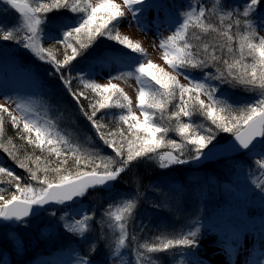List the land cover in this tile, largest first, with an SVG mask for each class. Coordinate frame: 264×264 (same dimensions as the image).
Here are the masks:
<instances>
[{
    "label": "snow or ice",
    "instance_id": "1",
    "mask_svg": "<svg viewBox=\"0 0 264 264\" xmlns=\"http://www.w3.org/2000/svg\"><path fill=\"white\" fill-rule=\"evenodd\" d=\"M0 4L19 14L13 25L0 23V42L15 43L50 65L48 75L58 77L98 139L112 153L92 146L91 136L87 137L89 144H83L61 132L51 119H38L27 104L6 99L5 103L14 104L18 115L0 104V149L28 176L22 178L0 166V228L27 226L30 219L45 213L55 217L61 209L59 220L67 233L85 240L96 232L105 241L107 264H160L159 253L168 254L170 261L177 258L176 264H191L186 260L187 250L199 246V218H190L179 228L143 240L135 231L129 232L130 222L135 228L134 214L139 198L144 196L138 182L133 195L113 198L98 217L80 208L76 201L96 188L111 194L115 182L141 159L156 163L161 170L198 162L217 149L214 141L218 132L233 137L226 151L254 157L259 175L251 183L264 201V35L259 34L264 30L262 0H241L234 6L226 0H212L210 6L207 0H196L182 6L169 23V35L162 37L157 29L162 59L171 72L153 63L139 43L119 31L126 9L131 13L129 26L135 23L146 35L149 29L141 16L152 0H123V6L116 0H0ZM62 11L70 15L49 19L50 13ZM49 23L54 26L52 30L47 29ZM99 38L136 54L101 53L89 57L105 66H117L116 74H110L104 85L90 73L83 74L84 70L74 75L71 67ZM46 40L50 41L47 47ZM192 71L203 75L197 77ZM180 76L188 83H180ZM74 79L78 82L75 89ZM128 79L138 85L136 107L142 120L133 112L132 100L124 89L112 82ZM224 85L240 86L253 93L254 99L231 101L223 95ZM81 98L88 101L87 107L81 104ZM111 109L123 111L115 116L100 114L101 110ZM194 114L210 123L193 122ZM106 118L120 123L112 129L105 123ZM8 123L17 130L19 139L32 147L31 153L25 152L22 158L18 155L13 138L6 136ZM170 132L180 140L169 137ZM22 179L31 182L21 183ZM150 187L165 197L160 202L152 201L151 206L170 208L169 193L157 185ZM261 238V254L250 264H264V225ZM15 243L22 247V240L15 238ZM96 248V241L90 240L89 253H95ZM74 264H91V260L76 254Z\"/></svg>",
    "mask_w": 264,
    "mask_h": 264
},
{
    "label": "trees",
    "instance_id": "2",
    "mask_svg": "<svg viewBox=\"0 0 264 264\" xmlns=\"http://www.w3.org/2000/svg\"><path fill=\"white\" fill-rule=\"evenodd\" d=\"M211 3L212 0H207L209 6ZM226 3L232 6L235 5L233 0H226ZM55 15L60 16L62 13ZM216 22L219 23L218 20ZM0 23H5V26L14 24L9 21H2ZM241 31H243V28H241ZM47 45H49L48 42H45L46 47ZM57 47L60 48L59 45ZM19 51L20 47L15 43L0 42V55L12 54L13 56L14 54H18ZM206 71H212V69H207ZM192 74L197 77L203 75L199 71H192ZM73 88L77 87L73 86ZM222 92L223 95L235 102H245L254 99V95L243 90L240 86L232 88L229 85H224ZM39 98L41 99V106L45 108L46 115L54 121L61 132L71 135L74 139L86 145L89 144L87 137L91 136L92 146L102 148L106 154H112L111 149L104 146L102 141L98 139L90 123L80 113L75 100H73L64 87L54 86L44 88ZM80 102L87 107V100L81 98ZM75 112H78V118ZM105 112H109V110H101L100 114ZM119 112L121 111L113 110V112L109 113L115 116ZM191 119L195 123H209L199 114H194ZM105 123L110 128L115 129L120 122L115 118H106ZM124 127L126 128V125ZM16 132L17 130L10 123L6 125V136L13 138V142L18 149V155L22 158L25 152H32V147L27 145L26 140H20ZM230 136L231 134L229 133L224 134L221 138L220 135H217L219 139L216 143L224 142ZM175 137L176 135L174 134V139ZM176 138V140L180 139ZM36 151L39 154L38 150ZM13 166L16 168V175L22 178L28 176V173L15 162ZM238 172L242 173L250 181L259 175V171L254 164V159L246 154L206 163L201 166H194L192 163H188L166 170H161L152 161L141 159L135 162L130 170L122 174L119 180L115 182V191L111 194L106 193L102 188H96L90 190L89 194L83 200H80L79 204L89 212H94L98 217L113 198L118 199L133 195L136 191V183L138 182L140 191L144 193V196L138 200V207L134 214L135 228H133L130 222L129 232L135 231L140 240H143L144 238L155 236L160 232L179 228L190 218H199L200 224L219 217L223 218L224 213L227 210L230 211V207L228 206L229 199L222 185L224 183L234 184L238 180H242ZM25 182L31 181L21 180V183ZM167 182L170 183V187L168 188L165 187ZM151 185L160 186L169 193L167 203L170 205V208L157 209L151 206L152 201L160 202L165 199L162 193L158 194L153 191L150 187ZM3 186L7 187L6 185ZM234 187H236L235 191L240 195L246 192L243 188H239V186ZM11 190L14 191V187ZM258 194L259 191L254 187L251 195ZM177 209H179L178 216L176 214ZM61 214L62 210L57 209L55 217L45 213L39 217L30 219L27 226L12 224L10 227L0 228V260L2 262L8 260L10 264H33L38 259L69 249L74 255L87 256L91 260V264H105L109 251L105 241L100 240L96 232L90 233L85 240H80L67 233L62 226L63 222L59 220ZM141 222L144 225L143 229L140 228ZM15 238L22 240V247L16 246ZM90 240L97 243L96 251L92 254L88 251ZM157 256H161L162 258L161 261L158 257L160 264L170 263L168 254L159 253Z\"/></svg>",
    "mask_w": 264,
    "mask_h": 264
},
{
    "label": "rangeland",
    "instance_id": "3",
    "mask_svg": "<svg viewBox=\"0 0 264 264\" xmlns=\"http://www.w3.org/2000/svg\"><path fill=\"white\" fill-rule=\"evenodd\" d=\"M233 1L235 5L241 2V0ZM93 2L95 3L96 0H93ZM116 2L123 6V0H116ZM189 2L195 3L196 0H152V5L141 16V21L144 22V26L149 29L146 35L135 23L129 26L128 21L131 20V13L125 9V18L121 20L119 26L120 34L122 36H127L133 43H139L145 50L148 59H151L153 63L164 68L165 71L171 72V69L162 59V51L159 49V39L157 38V29H159L160 36L166 37L169 35L170 33L167 29L170 21L175 17L176 13L181 10V7L187 6ZM262 4H264V0H262ZM262 11H264V9H262ZM58 13H62V15H55ZM69 15L70 13L63 11L52 12L49 14V19L56 20L60 17H67ZM18 18V13L14 10H10L8 6L0 4V22L9 21L16 23ZM4 24L5 23H3V25ZM53 28V24L49 23L47 25L48 30H52ZM259 34L264 35V30H261ZM45 42H48L50 45V41L46 40ZM101 53L113 55L126 53L128 56H136V54L131 53L130 50L123 49L113 41L99 38L96 44L89 48L84 56L78 57L77 61L73 62L71 65L73 74L75 75L78 70H84L83 74L90 73L97 83L101 85L107 84L110 74H116L117 66H105L99 61L89 59V57L99 56ZM50 71H52L50 65L40 62L22 47H20L18 54H14L13 56H9V54L7 56H2L0 60V104H4L14 115H18L15 111L14 104L11 102L5 103V100L11 97L12 100H19L33 108L37 113L38 119H49L46 115L45 108L40 104L41 99L39 97L42 95L44 88L54 86L63 87L58 77L48 75ZM178 79L182 84L188 83L183 76L178 77ZM112 82L124 89L125 93L132 100L131 107L133 112H135L137 116H140L139 109L136 107V96L138 94V85L136 81L134 79H128L126 81L113 80ZM73 86L78 87V82L75 79L73 80ZM251 94L254 95L253 93ZM201 98L206 100L203 96ZM113 110L120 109H111L109 112H113ZM75 114L78 118V112H75ZM140 119L142 120L143 117L140 116ZM171 123L174 124L175 122L172 121ZM174 134L176 135L175 132H171V134L168 135L174 138ZM224 134L227 133L218 132L217 135H220L221 138ZM176 137L178 136L176 135ZM176 137L175 139H177ZM218 139L219 137H216L214 142H218ZM252 158L254 159V157ZM13 165L14 161L3 149H0V166H5L15 173L16 168H14ZM239 175L242 177V180H238L237 183H224L222 185L229 199L228 206L230 207V211L227 210L223 218L219 217L200 224L201 235L198 237L199 246L187 250L189 254L186 256V260L190 261L191 264H221L220 260L222 254L226 253V250L232 251L230 246H239L242 243H246L245 245L252 247L256 252V255L252 253V255H255L252 259L260 256L262 245L261 228L262 225H264V214H262L264 213V201H262L260 193L254 196L251 195L254 189L253 184L250 179L245 178L242 173H239ZM234 186H239V188H243L246 192L240 195L235 191L236 187ZM165 187H170V183L167 182ZM79 207L83 208L81 206ZM158 257L162 261L161 256ZM74 259L75 257L65 256L56 261L54 259H49L48 261L44 260L43 262L37 261V264H74ZM176 259L177 258H173L168 264H176ZM243 259H241L243 262H248L247 259ZM230 261H232L231 258ZM3 264H10V262L4 260ZM105 264H107V261ZM246 264H250V262Z\"/></svg>",
    "mask_w": 264,
    "mask_h": 264
},
{
    "label": "water",
    "instance_id": "4",
    "mask_svg": "<svg viewBox=\"0 0 264 264\" xmlns=\"http://www.w3.org/2000/svg\"><path fill=\"white\" fill-rule=\"evenodd\" d=\"M232 139H233V137L231 136L226 142L217 144L218 147H217V149L214 150V152L212 154H210L209 156H207L204 159H201L198 162H193V164L194 165H201V164L208 162V161H216V160L224 158V157H229V156H234V155L240 154V153L228 152L225 150L227 143ZM241 153H243V152H241Z\"/></svg>",
    "mask_w": 264,
    "mask_h": 264
},
{
    "label": "bare ground",
    "instance_id": "5",
    "mask_svg": "<svg viewBox=\"0 0 264 264\" xmlns=\"http://www.w3.org/2000/svg\"><path fill=\"white\" fill-rule=\"evenodd\" d=\"M236 248V246H233V248ZM231 249V248H230ZM233 251H229V250H226V253H223L222 256H221V264H234L232 261H230V258H231V254H232ZM236 263L235 264H246L244 263L241 259H236Z\"/></svg>",
    "mask_w": 264,
    "mask_h": 264
}]
</instances>
